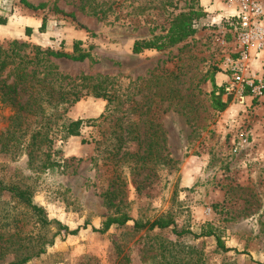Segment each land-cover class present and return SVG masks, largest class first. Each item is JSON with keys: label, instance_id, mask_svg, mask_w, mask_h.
I'll use <instances>...</instances> for the list:
<instances>
[{"label": "rangeland", "instance_id": "374dc122", "mask_svg": "<svg viewBox=\"0 0 264 264\" xmlns=\"http://www.w3.org/2000/svg\"><path fill=\"white\" fill-rule=\"evenodd\" d=\"M233 2L0 0V18L6 20L0 47L24 43L16 47L23 61L31 59L43 73V59L50 61L68 77L56 85L69 83L83 95L61 121L27 114L14 125L13 109L0 103V134L11 133L0 142V179L29 188L48 220L78 230L55 235L25 264H264V99L239 102L226 95L220 70L233 50L224 22ZM191 5L205 12L193 36L159 51H131L135 40L164 34L171 17ZM42 19L45 29L39 32ZM75 41L88 54L79 61L34 49L72 54ZM17 72L7 66L0 81L12 85ZM247 75L264 79V52L250 62ZM92 87L107 98L84 95ZM78 119V136L59 131V124ZM2 205L13 210L20 237L57 231L52 223L37 233L34 217L7 193L0 196ZM119 214L129 217L124 225L93 231ZM165 215L173 217L177 231L199 233L209 223L226 250L213 237L134 228ZM0 219V264H9L18 249L34 242L10 237L17 227Z\"/></svg>", "mask_w": 264, "mask_h": 264}, {"label": "trees", "instance_id": "16d2710c", "mask_svg": "<svg viewBox=\"0 0 264 264\" xmlns=\"http://www.w3.org/2000/svg\"><path fill=\"white\" fill-rule=\"evenodd\" d=\"M23 3L26 7L33 10L37 8L32 5H28L25 1H23ZM204 16L205 12L200 6L191 5L186 10H181L171 17L169 26L164 34L155 35L148 39L135 40L132 44L131 51L134 54H138L144 50L159 51L172 47L193 36L196 32L194 25L195 21L203 18ZM5 23L6 20L0 18V25H4ZM44 29L45 20L42 19L41 24L38 27V31L43 32ZM24 32L26 35H30L31 29L25 28ZM17 46H19V49L20 47H26L24 43L17 40H12L8 44L7 50L0 47V73L9 65H14L18 71L16 74L17 79L12 85H6L3 80L0 81V103L13 109L14 114L12 116V121L14 125H18V121H24L27 114L39 117L41 121H61L67 110L78 102L83 95L74 91L72 89L73 87L68 88L69 83H66L63 87L60 84L56 85L57 80L68 79V77L62 76V74L58 72L56 65L52 64L50 61L43 59L47 62V65L44 67L47 71L43 73V70L40 69L37 72L36 67L30 62L31 59H27V61L22 60L26 59V57L25 55H20L16 51ZM34 49L35 51L41 52L55 59L65 58L72 61L82 60L88 55L87 53H83L81 51L79 42L77 41H75L72 45V54H68L66 52H55L53 50L42 51L38 47H34ZM24 63L26 64L24 65ZM42 73V77L38 78L37 74L40 75ZM86 79L92 81L94 78L90 77ZM19 84L22 85L21 91L26 93L28 96V101L25 104H21L19 101L20 96L17 92V86ZM93 88L94 87H92V89L84 95L91 94L92 92V96L95 98H107L106 93H99V91H95ZM82 124L83 121L78 119L72 121L69 120L67 123H61L58 126L59 131L67 137L78 136L79 129ZM45 127L46 125L41 128L43 129ZM37 133L41 134L39 131H37ZM10 134L9 129L0 134V142L8 138ZM45 139L46 138H43L42 141ZM2 193H7L10 198L14 199L27 209V212L34 217L35 221L33 222V226L34 228L38 227L36 230L37 233L39 231H47L49 229L48 226L52 223H55L57 228V231L50 237H47L46 233H42L37 236H33L32 233H27V235L32 237H28L27 235H24L25 237H20L19 230L21 227L17 226L18 219H15L16 217L12 216V209L9 210L7 205L0 206V216L4 217L7 221L6 226L9 221H12L14 228L17 227L15 229L18 230L9 234V236L19 241L25 239L28 243H32V241L34 242L33 245L30 244L24 250L18 249L20 250L18 253L19 257L16 260L11 261L9 264H25L33 257L39 256L44 252L47 245H51L53 243L55 235L60 233L73 235L77 233V229L70 230L67 226L59 222H52L48 220L45 209L33 203L31 190L29 188L22 187L15 183H4L0 179V196ZM128 220L129 217L125 214L110 216L102 223L100 228H94L93 231L104 233L112 225H124ZM0 222V225H2L3 223L1 219ZM174 222L175 221L171 215H165L160 216L151 222H145L142 224L135 222L134 228H146L147 230L171 228V231L175 235L191 234L197 237H213L215 239L216 246L222 250H226L220 237L216 234L214 228L209 223L201 225L199 233H192L189 230L177 231L174 226ZM4 242L9 243L8 246H18L15 241H11L9 239H6ZM3 247H5V245L1 248Z\"/></svg>", "mask_w": 264, "mask_h": 264}, {"label": "built area", "instance_id": "2783aa9c", "mask_svg": "<svg viewBox=\"0 0 264 264\" xmlns=\"http://www.w3.org/2000/svg\"><path fill=\"white\" fill-rule=\"evenodd\" d=\"M233 14L225 18L232 55L224 56L220 70L226 76L223 92L239 102L264 99V79L249 77V65L264 52V0H235ZM232 6V2H229Z\"/></svg>", "mask_w": 264, "mask_h": 264}, {"label": "crops", "instance_id": "0c3cea01", "mask_svg": "<svg viewBox=\"0 0 264 264\" xmlns=\"http://www.w3.org/2000/svg\"><path fill=\"white\" fill-rule=\"evenodd\" d=\"M41 24V23H40ZM40 24L39 23H36V26H37V29H38V27L40 26ZM32 30V29H31ZM101 104V103H100Z\"/></svg>", "mask_w": 264, "mask_h": 264}]
</instances>
